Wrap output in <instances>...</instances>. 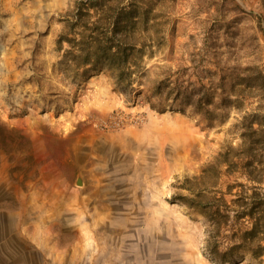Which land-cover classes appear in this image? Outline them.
<instances>
[{"label": "rangeland", "instance_id": "obj_1", "mask_svg": "<svg viewBox=\"0 0 264 264\" xmlns=\"http://www.w3.org/2000/svg\"><path fill=\"white\" fill-rule=\"evenodd\" d=\"M75 1L0 0V264H264L244 248L214 262L205 208L184 201L204 169L193 187L218 175L229 202L251 186L209 166L264 101L208 126L175 99L219 60L264 68V0H161L165 31L126 87L108 69L76 85L58 69ZM248 226L231 215L221 250Z\"/></svg>", "mask_w": 264, "mask_h": 264}, {"label": "trees", "instance_id": "obj_2", "mask_svg": "<svg viewBox=\"0 0 264 264\" xmlns=\"http://www.w3.org/2000/svg\"><path fill=\"white\" fill-rule=\"evenodd\" d=\"M164 5L161 0H76L65 15L57 40L60 50L63 43L67 45L58 69L72 85L88 71L108 69L118 83L129 86L143 55L165 31ZM220 62L214 64L211 83L201 82L194 90H184L175 97L201 113L208 126L223 122L230 109L244 110L251 99L264 101V68L256 63L240 68L236 63ZM263 106L260 103L254 109L259 111ZM240 130L239 142L225 145L209 167L224 165L229 173L240 172L251 186L238 184L240 191L229 202L217 189L218 175L196 189L192 184L204 179L205 169L201 176L185 180L187 189L198 190L194 196L184 197L185 203L205 208L210 226L206 250L214 262L231 261L240 248L255 258L264 255V119L256 112L244 116ZM231 215L249 226L233 232L231 244L221 250L222 229Z\"/></svg>", "mask_w": 264, "mask_h": 264}, {"label": "water", "instance_id": "obj_3", "mask_svg": "<svg viewBox=\"0 0 264 264\" xmlns=\"http://www.w3.org/2000/svg\"><path fill=\"white\" fill-rule=\"evenodd\" d=\"M78 184H80L81 183V181L80 180H78V182H77Z\"/></svg>", "mask_w": 264, "mask_h": 264}]
</instances>
